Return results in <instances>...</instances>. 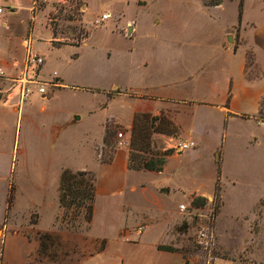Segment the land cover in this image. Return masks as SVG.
<instances>
[{
    "label": "rangeland",
    "instance_id": "obj_1",
    "mask_svg": "<svg viewBox=\"0 0 264 264\" xmlns=\"http://www.w3.org/2000/svg\"><path fill=\"white\" fill-rule=\"evenodd\" d=\"M214 1L219 0H0V69L15 59H21L16 64L20 67L26 55L23 44L30 41L32 53L44 59L37 78L50 81L56 73L63 85L49 89L45 98L34 95L22 103L15 90L0 101V213L10 187L14 200L6 210L7 223L34 224L39 214L40 227L48 228L61 170L76 172L90 168L92 161L108 160L109 148L100 142L101 124L108 117L123 122L128 102H109L111 93L128 96L145 81L180 77L192 58L208 50L209 34L217 37L234 28L236 41L240 33L244 36V0L240 23V0H221V8L204 6ZM256 15L254 8L246 18ZM131 22L136 31L130 36ZM249 64V78H264ZM260 107L259 119L250 112L227 119L223 110L194 108L183 117L190 133L182 138L176 116L184 109L161 110L155 129L170 136L152 133L145 151L128 147V165L129 154L151 159L170 151L174 158H165L160 175H129L137 191L126 192L125 209L113 215L112 230L123 231L122 238L133 242L138 227L147 232V216L163 225L158 231L153 227L145 244L158 241L163 231L171 244L160 246L174 248L192 264H264V95ZM108 123L116 126L110 141L116 149L117 134H126L116 122ZM185 142L194 146L178 153L175 147ZM141 184L159 200L156 205L141 197ZM197 198L206 201L193 205ZM180 205L186 211L181 213ZM55 226L62 229L59 223ZM205 226L211 227L209 246L197 243ZM73 232H85L84 224ZM134 253L126 250L125 260ZM52 254L60 264L70 255L61 246L40 258L52 261Z\"/></svg>",
    "mask_w": 264,
    "mask_h": 264
},
{
    "label": "crops",
    "instance_id": "obj_2",
    "mask_svg": "<svg viewBox=\"0 0 264 264\" xmlns=\"http://www.w3.org/2000/svg\"><path fill=\"white\" fill-rule=\"evenodd\" d=\"M222 6L223 3L213 8ZM254 8L257 10V15L254 18H246L248 10ZM129 27L131 36L136 31V24L131 22ZM233 29L223 30L217 37L214 34H209L207 41L210 42V46L208 50L192 58L193 62L188 64L187 71L180 77L160 80L151 84L145 81L130 90L134 93L128 96L118 91L111 93L109 102H115L118 98L124 100L123 105H126V99L128 102L125 106L123 122L113 117L105 118L102 122L101 144L103 145L107 122L114 121L119 124L124 129L126 137L130 138L134 117L137 114H149L155 117L159 116L163 109L168 112L169 107L184 109L177 114V122L174 121L182 130L181 138L182 134L190 133L184 127L183 117L191 115L194 108L197 107L223 110L222 113L227 119L237 118L241 112H250L256 116L264 95V78L248 80L246 69L247 56L250 53L253 56L255 67L264 73V0H257L253 4L249 0H244V36L240 33L238 41H236L235 29L234 33L231 32ZM228 36H231L233 44L226 41ZM20 60L5 62L3 69L15 77L14 74L22 71L23 62L20 67L16 65ZM60 82H62L61 79ZM41 110H44L43 106ZM161 136L166 138L164 135ZM102 151V147H100L99 156ZM170 158H174V156L169 157L168 160ZM89 170H92L96 177V195L89 230L73 232L55 226L56 218L60 212L58 196L48 228L40 227L41 216L39 214L35 224L27 223L14 226L7 223L6 199L0 213V264H60L40 258L38 237L45 233L60 239L63 250L70 253L66 259L68 264H186L187 262L192 264L191 259L188 257L184 259L180 253L158 251V246L171 244L164 238L163 231L161 232L162 238H159L158 241L149 245L145 244L153 227L158 231L163 225L159 224L158 220H155L154 224L145 216L147 232H143L141 235L136 233L134 236L132 235L133 242L122 238L123 231L116 228L112 230L114 228L113 215L125 209L123 200L126 192L136 193L137 191L136 185L128 181L129 175L144 174V172L132 171L128 168V147L116 148L110 163L92 161L90 168L80 171ZM139 189L144 201L152 205L157 204L159 200L152 192L147 191L145 185L141 184ZM101 243H104L103 248L98 251ZM129 248L135 253L126 261L124 255Z\"/></svg>",
    "mask_w": 264,
    "mask_h": 264
},
{
    "label": "trees",
    "instance_id": "obj_3",
    "mask_svg": "<svg viewBox=\"0 0 264 264\" xmlns=\"http://www.w3.org/2000/svg\"><path fill=\"white\" fill-rule=\"evenodd\" d=\"M220 4H221V0L214 1L213 3H209V4L205 3L204 6L211 8V7L219 6ZM242 7H243V0H240L238 6V23H240L242 18ZM248 62L250 63L249 67L257 69L254 65L253 56L250 53H248L247 56V68H248ZM248 80H252V79L248 77ZM260 105L257 114L259 115V117L257 119L262 118L260 117L262 114ZM161 120L162 119L160 118V116L152 117L149 114H137L134 117L133 125L130 132L131 137H130L129 149L131 151L133 150L145 151V149L148 146V140L152 133L158 135H164L166 137H168V135L170 136L169 133H166L163 130L155 129L156 123L158 122L160 124ZM261 120L260 122L264 123V121ZM142 124L143 126H141ZM113 128H116V126L111 125L109 123L108 125L107 124L105 125L103 144L106 148H109L108 149L109 158L106 162L102 161V163H110L116 150L115 147L110 142L111 139L114 138L116 135V133H114L113 131ZM103 154L104 152L102 151V156ZM169 155H170V151H166L164 154L159 155L156 158L143 159L140 158V156L138 155L133 156V154H129L128 168L132 171H148V172L160 173L163 171L165 158L169 157ZM220 174L221 171L218 163L217 177H216L217 184L220 181L219 180ZM95 183H96L95 174L89 171L72 172L68 169L62 170L57 187L58 202H59V208L61 210V215L59 217L57 216L55 225L59 223L62 229L70 230V231H78L82 227V224H84V230L85 231L89 230L90 224L92 222L94 201L96 195ZM11 191H12V187L9 188V192H8L7 210H9L12 207L14 201L13 196L11 197ZM205 201L206 200L204 198H197L193 200L192 203L193 205H198L199 203L203 204ZM35 223H37V221ZM38 238L40 241L39 255H41V253L42 254L47 253L53 247L58 251L61 249L62 245L60 239L56 236L45 233V234H40ZM158 250L164 252L176 251L174 248L167 246H158ZM56 257H57L56 254H52L50 259L52 261H56Z\"/></svg>",
    "mask_w": 264,
    "mask_h": 264
},
{
    "label": "built area",
    "instance_id": "obj_4",
    "mask_svg": "<svg viewBox=\"0 0 264 264\" xmlns=\"http://www.w3.org/2000/svg\"><path fill=\"white\" fill-rule=\"evenodd\" d=\"M2 8H0V18L3 14ZM105 19V16L104 18ZM29 42H24L23 47L26 50V55L23 61L22 71L19 75L15 77L11 76L4 69H0V101L7 97L12 91L17 90L19 100L22 103L28 101L32 96H38L40 98H45L48 95L49 89L60 88L61 82L56 73H53L52 79L50 81H41L37 78V75L43 66L44 59L37 54L32 53L29 46ZM119 141L117 143L118 148L129 147L130 138H127L122 133L117 134ZM192 142L180 144L175 147V150L180 153L184 152L186 149L193 147ZM179 211L182 213L186 211V206L180 205ZM144 227H138L135 231L137 235H141ZM197 243L199 245L209 246L212 240L211 227L205 226L201 227L198 231ZM126 241H131L126 238Z\"/></svg>",
    "mask_w": 264,
    "mask_h": 264
},
{
    "label": "water",
    "instance_id": "obj_5",
    "mask_svg": "<svg viewBox=\"0 0 264 264\" xmlns=\"http://www.w3.org/2000/svg\"><path fill=\"white\" fill-rule=\"evenodd\" d=\"M229 41H231V38L230 37H229ZM76 120H78V118ZM186 264H188V262Z\"/></svg>",
    "mask_w": 264,
    "mask_h": 264
},
{
    "label": "bare ground",
    "instance_id": "obj_6",
    "mask_svg": "<svg viewBox=\"0 0 264 264\" xmlns=\"http://www.w3.org/2000/svg\"><path fill=\"white\" fill-rule=\"evenodd\" d=\"M108 18V16H105V19H107Z\"/></svg>",
    "mask_w": 264,
    "mask_h": 264
}]
</instances>
